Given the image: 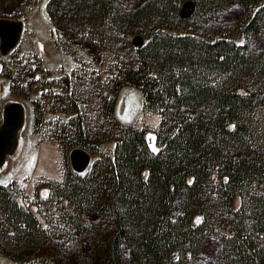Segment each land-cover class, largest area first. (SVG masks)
Segmentation results:
<instances>
[{"label": "trees", "instance_id": "obj_1", "mask_svg": "<svg viewBox=\"0 0 264 264\" xmlns=\"http://www.w3.org/2000/svg\"><path fill=\"white\" fill-rule=\"evenodd\" d=\"M121 1L49 0L48 13L107 16L119 41L120 32L147 38L130 46L136 65L119 66L116 79L140 88L148 109L160 114L155 149L142 130L127 127L110 155L67 172L51 196L67 206L54 214L49 237L0 185V238L23 246L6 253L15 264H47V256L82 264L80 251L88 264H264V156L250 145L264 52L246 53L243 43L198 29L231 0H146L129 9ZM237 1L248 12L240 31L260 34L264 0ZM184 3L193 9L187 17ZM244 77L261 83L236 84ZM104 108L111 114L113 102ZM72 122V138L93 147L84 120ZM250 184L261 191L245 200ZM211 231L219 246L205 258Z\"/></svg>", "mask_w": 264, "mask_h": 264}, {"label": "rangeland", "instance_id": "obj_2", "mask_svg": "<svg viewBox=\"0 0 264 264\" xmlns=\"http://www.w3.org/2000/svg\"><path fill=\"white\" fill-rule=\"evenodd\" d=\"M145 2L122 0L121 5L129 9ZM48 3L49 0H0V19L21 24L17 40L6 50L1 48L0 37V124L7 103H19L24 111L17 146L0 167V185L35 217L49 237L54 214L67 206V199L51 196L56 184H62L66 173L72 171L70 151L85 149L90 154L89 170L96 160L110 155L116 138L127 127L142 130L155 149L154 130L159 126L160 114L148 109L140 88L116 79L120 67L136 65L130 46L141 45L146 37L120 32L125 39L119 41L118 29L107 16L65 11L53 17L48 13ZM259 4L255 3V9ZM180 10L187 17L193 9L190 3H184ZM247 15L240 2L231 0L214 12L212 20L205 18L199 22L198 29L205 34L220 32L226 41L243 43L246 53L264 52V24L260 34L240 31ZM188 25L185 24L186 28ZM236 80V84L251 89L261 83L246 77ZM70 98L76 106L70 105ZM255 100L251 117L257 120V127L253 128L254 141L250 145H257L255 150L264 156V91ZM110 102L113 112L107 115L104 107ZM74 120L87 124L93 147L72 138ZM258 191L259 187L250 184L244 190L245 200ZM48 200H53L49 204L52 214L46 211ZM199 219L200 215H196L194 222ZM211 235L204 247L205 258L212 257L219 246L212 231ZM12 241L16 240L0 238V264H15L6 252H10V246H23ZM80 252L84 257L82 264H88V252ZM45 259L47 264H68L55 256Z\"/></svg>", "mask_w": 264, "mask_h": 264}, {"label": "water", "instance_id": "obj_3", "mask_svg": "<svg viewBox=\"0 0 264 264\" xmlns=\"http://www.w3.org/2000/svg\"><path fill=\"white\" fill-rule=\"evenodd\" d=\"M20 31V22L0 19L1 48L6 50L11 47ZM23 119L24 111L19 103L10 102L3 106L2 123L0 124V167L17 146V133L22 127ZM69 159L72 169L82 172L89 165L90 155L81 148H74L70 151Z\"/></svg>", "mask_w": 264, "mask_h": 264}]
</instances>
